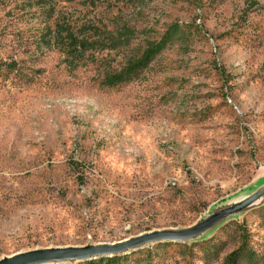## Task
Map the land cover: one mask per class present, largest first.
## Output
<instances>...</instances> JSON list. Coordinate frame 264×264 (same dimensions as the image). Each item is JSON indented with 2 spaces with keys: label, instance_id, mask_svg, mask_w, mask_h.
I'll return each mask as SVG.
<instances>
[{
  "label": "rangeland",
  "instance_id": "obj_1",
  "mask_svg": "<svg viewBox=\"0 0 264 264\" xmlns=\"http://www.w3.org/2000/svg\"><path fill=\"white\" fill-rule=\"evenodd\" d=\"M52 2L0 0V264L190 231L264 188V0ZM56 17L137 33L72 67L40 40ZM172 31L137 80L101 86ZM233 261L264 264V195L187 239L30 264Z\"/></svg>",
  "mask_w": 264,
  "mask_h": 264
},
{
  "label": "trees",
  "instance_id": "obj_2",
  "mask_svg": "<svg viewBox=\"0 0 264 264\" xmlns=\"http://www.w3.org/2000/svg\"><path fill=\"white\" fill-rule=\"evenodd\" d=\"M51 0V12H54V6ZM70 2L72 0H59ZM100 0H85V2L94 6ZM56 17L53 22L52 30L48 27V36H41V41L47 47V50L55 48L59 53L65 57L68 66L77 67L83 66L87 63L94 62L93 58L96 53L103 50H119L130 46V41L135 38L137 32L135 29L124 24L117 26L114 30L106 31V35L102 36L96 33L94 27H76L70 21H59ZM104 33V34H105ZM172 31L168 38L165 36L159 41H145L138 47L134 48L130 59L118 70L106 71L100 82L101 86L105 88H113L122 84H128L137 80L144 69L154 60L157 54L163 50L168 44L169 40L174 36ZM234 253L232 256H235ZM92 264V263H91ZM234 264V261L229 263Z\"/></svg>",
  "mask_w": 264,
  "mask_h": 264
},
{
  "label": "water",
  "instance_id": "obj_3",
  "mask_svg": "<svg viewBox=\"0 0 264 264\" xmlns=\"http://www.w3.org/2000/svg\"><path fill=\"white\" fill-rule=\"evenodd\" d=\"M263 195H264V188L258 191L257 193L251 195L250 197L246 198L245 200L241 201L235 207H231V208L225 209L223 211H220L214 214L205 223L199 225L198 227H195L194 229L190 231H186V232H182L178 234L162 233V234H155V235H144L132 241L122 243V244L112 246V247H99V248H91V249H85V250H69V251L68 250H54V251L41 252L37 254H31L28 256H20L14 259H10L2 264H24V263L30 264V263H38L44 260L56 259V258H60L64 256L70 257V258H81V257H85L88 255H94V254H113L122 249L132 247L134 245L139 244L140 242L148 241V240L180 241L182 239H187V238L196 236L197 234L206 230L211 224L218 221L219 219L229 214L238 212L240 210H243L249 207L255 201L260 199Z\"/></svg>",
  "mask_w": 264,
  "mask_h": 264
}]
</instances>
